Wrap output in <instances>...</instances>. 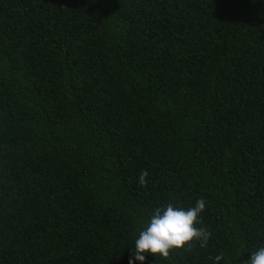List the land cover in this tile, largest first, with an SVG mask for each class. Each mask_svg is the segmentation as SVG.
I'll list each match as a JSON object with an SVG mask.
<instances>
[{"label":"trees","instance_id":"16d2710c","mask_svg":"<svg viewBox=\"0 0 264 264\" xmlns=\"http://www.w3.org/2000/svg\"><path fill=\"white\" fill-rule=\"evenodd\" d=\"M198 199L144 264L264 247V0H0V264H128Z\"/></svg>","mask_w":264,"mask_h":264},{"label":"clouds","instance_id":"9594fccd","mask_svg":"<svg viewBox=\"0 0 264 264\" xmlns=\"http://www.w3.org/2000/svg\"><path fill=\"white\" fill-rule=\"evenodd\" d=\"M143 183V175L140 178ZM205 209V201L196 200L195 204L187 209L168 203L157 208L151 214L147 226L139 231L130 249L128 264H144L146 254L166 258L173 249H180L192 241L202 246L207 243L210 233L204 228H198V217ZM222 259L217 255L214 264ZM246 264H264V247L252 252Z\"/></svg>","mask_w":264,"mask_h":264}]
</instances>
